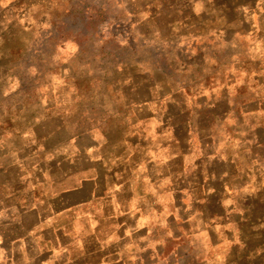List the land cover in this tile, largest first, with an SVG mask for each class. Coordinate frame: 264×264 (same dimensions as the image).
<instances>
[{
    "label": "rangeland",
    "instance_id": "obj_1",
    "mask_svg": "<svg viewBox=\"0 0 264 264\" xmlns=\"http://www.w3.org/2000/svg\"><path fill=\"white\" fill-rule=\"evenodd\" d=\"M216 1L218 13L232 21L235 15L256 14L262 30L253 35L254 41L242 37L230 50L219 51L205 36L194 35L200 46L187 48L191 33H184L185 25L201 21L208 29L216 20L207 14L193 18L188 7H181L183 0H30L0 10V234L9 232L2 223L10 217L9 208L61 192L63 181H48L58 176L66 156L86 153L70 143L72 136H81V148L88 144L84 134L91 129L114 140L127 135L128 141H135L136 131L145 126L140 116L146 101L144 81L167 65L175 88L186 87L169 105L174 151L181 150L180 139L190 130L197 141H190L197 146L186 150L192 168L203 157L204 145L218 160V126L219 134L231 128L229 118L222 122L227 117L225 102L214 95L204 97V87L224 90L229 75L237 71V78H246L234 84L241 95L229 116L238 124L233 134L242 140L247 122L264 121V115L246 116L241 109L245 102H254L251 92H264V0ZM157 11L160 15L150 19ZM170 26L181 36L176 39ZM151 28L158 30L159 41L149 36ZM83 159L86 162L87 156ZM87 212L64 216L60 242L45 244L50 251L62 252L64 262L95 264L103 252L113 256L118 250L117 238L102 241L108 229L101 223L97 233ZM208 217L205 213L204 219ZM176 246L183 252L188 244ZM193 255L198 264L201 256L194 249Z\"/></svg>",
    "mask_w": 264,
    "mask_h": 264
},
{
    "label": "crops",
    "instance_id": "obj_2",
    "mask_svg": "<svg viewBox=\"0 0 264 264\" xmlns=\"http://www.w3.org/2000/svg\"><path fill=\"white\" fill-rule=\"evenodd\" d=\"M27 1L0 0V10L9 11ZM202 2L206 0H183L186 6L181 7H188L193 18L201 20V14H207L216 21L208 29L200 25L201 21L199 25H185L184 33H191L187 48L200 46V40L192 37L195 35L205 36L219 51L230 50L242 37L254 41L262 30L252 12L235 15L232 21L227 14L218 13L216 0L204 7ZM159 15V11L153 12L150 19ZM171 26L177 39L181 32ZM139 36L142 39L141 32ZM149 36L159 41L156 28L150 29ZM167 69L144 81L146 101L140 116L145 126L136 131L135 141H128L127 135L114 140L91 129L84 134L88 144L81 148V136H72L70 143L78 152L86 153L66 156L58 176L48 181H63L61 192L50 198L43 196L31 205L9 208L10 217L2 222L9 232L0 234V264H78L75 260L64 262L62 252L50 251L45 244L60 242L58 232L64 216L81 211H88L97 233L101 223L108 229L102 241L111 243L116 237L120 244L116 254L103 252L102 261L95 264H197L193 249L201 256L198 264H264V121L247 122V133L239 140L232 132L233 127L237 131L238 124L229 117L234 99L241 95L234 84L246 77L237 78L235 71L224 90L212 85L201 91L204 97L214 95L225 102L227 117L222 122L229 118L231 128L219 134L218 126V160L215 151L210 153L209 146L204 145V158L192 168L186 150L197 146L190 141H197L187 130L179 142L181 150L175 153L173 109L169 106L176 92H185L186 87L176 89ZM252 93L256 105L245 102L243 114L264 115V92L258 96ZM188 178L195 179L185 184ZM205 213L210 217L204 219ZM184 241L188 246L179 252L176 245Z\"/></svg>",
    "mask_w": 264,
    "mask_h": 264
}]
</instances>
